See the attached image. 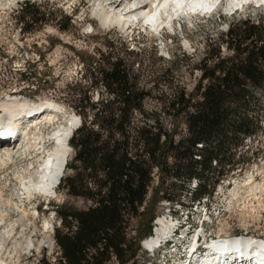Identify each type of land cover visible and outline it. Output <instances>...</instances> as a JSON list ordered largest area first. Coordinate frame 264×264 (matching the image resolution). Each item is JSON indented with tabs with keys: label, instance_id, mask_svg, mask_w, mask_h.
I'll list each match as a JSON object with an SVG mask.
<instances>
[{
	"label": "trees",
	"instance_id": "1",
	"mask_svg": "<svg viewBox=\"0 0 264 264\" xmlns=\"http://www.w3.org/2000/svg\"><path fill=\"white\" fill-rule=\"evenodd\" d=\"M27 7L22 5L17 15L25 34L43 23H53L60 31L72 26V18L63 13ZM263 16L230 23L219 42L208 43L196 67L201 77L195 94L181 89L177 95H162L154 110L147 103L156 98L142 85L133 64L113 61L112 51L81 57L84 74L70 85L69 96L82 124L69 142L75 152L67 164L72 173L61 185L92 206L58 209V256L52 259L43 251L35 264H110L114 259L130 264L141 250V239L128 238L131 221L145 215L148 221L155 218L152 205L157 200L149 203L148 196L156 170L162 186L184 183L195 203L212 197L225 178L244 170L236 162L237 149L263 130L256 112L264 93ZM33 68L27 79L41 81L42 74ZM99 87L106 96L96 100L91 90ZM167 116L177 129L184 119L186 135L178 139V130L168 132ZM158 199L182 202L167 190ZM151 235L152 227L144 238Z\"/></svg>",
	"mask_w": 264,
	"mask_h": 264
},
{
	"label": "rangeland",
	"instance_id": "2",
	"mask_svg": "<svg viewBox=\"0 0 264 264\" xmlns=\"http://www.w3.org/2000/svg\"><path fill=\"white\" fill-rule=\"evenodd\" d=\"M136 1L0 0V100L12 96L30 105L45 104L48 107L52 104L59 107L60 115L54 120L55 125L49 123L38 129L46 135L52 134L56 127L65 125L76 116L71 106L69 87L84 74L81 57L98 51H112L113 61L123 59L138 70L142 85L151 90L156 98L147 103V108L154 110L158 108L157 99L162 95H177L181 89L195 94L201 77V72L196 67L205 57L208 43L219 42L230 23L236 19L249 16L255 18L264 14L262 0H255L254 3L245 0L243 6H236L235 2L233 9L229 6L230 0H224L215 14L186 16L178 12L174 14V22L160 30L152 24L146 25L137 20L126 22L125 27L108 22L112 8H117L116 11L119 12ZM22 5H28V10L41 13H63L72 18V26L67 31H60L53 23H43L36 31L25 34L17 21ZM101 6L104 9L103 19L96 16L94 11ZM131 52L134 54H130ZM172 59H175V63ZM31 65H34V71L42 74L41 81L27 79H30ZM23 76L26 77L24 80ZM45 81L48 83H44ZM91 92L96 100L100 96H106V90L102 87ZM258 100L260 105L256 112L260 114L263 130L237 149L236 162L244 170L225 178L212 197L195 203L192 195L184 191V183H175L174 186L167 183L162 186V175L158 170L155 171L148 196L149 203L157 200L152 205L155 218L148 221L149 215H145L131 221L128 238L134 242L141 239V250L130 264H165L162 249L152 252L142 245L150 227L152 236L154 235L155 223L159 218L168 221L172 219L174 224L179 225L193 224L192 233L202 230L212 237L244 236L247 233L251 238H264V191H251L255 185L264 187V93ZM164 125L168 132L178 130V139L187 133L184 119L178 129L170 116L164 117ZM74 155L72 149L68 163L72 162ZM27 166L28 162L25 160L13 165L7 176L10 181L8 184L5 183V177L0 175V190L6 198L13 201L14 206L24 207L31 214L32 209L39 207V214L36 215V220H33V216L25 220L20 211L4 207L10 221L0 222V264H35L36 258L43 251L52 259L55 258L58 256V248L54 233L61 223L58 209L71 207L88 210L92 206L91 202L83 198L69 195L61 184L56 195L51 197L37 194L35 198L26 200L20 193L21 197L19 183L14 175ZM1 168L0 165V170ZM71 173L67 168L64 178ZM193 188L194 185L191 186ZM165 190L172 198L181 197L182 202L173 204L168 200L158 199ZM14 224V232L6 233L11 229L9 226ZM170 256L175 259L173 254ZM235 258L237 262L236 255ZM110 264L119 263L114 259Z\"/></svg>",
	"mask_w": 264,
	"mask_h": 264
},
{
	"label": "bare ground",
	"instance_id": "3",
	"mask_svg": "<svg viewBox=\"0 0 264 264\" xmlns=\"http://www.w3.org/2000/svg\"><path fill=\"white\" fill-rule=\"evenodd\" d=\"M222 1L224 0H137L134 4L129 3L126 5L119 12L116 11L117 8L111 7L113 11L107 20L111 24L122 25L123 27H125L126 22L137 20L139 23L146 25L152 24L157 30H160L169 27L174 22V14L178 12H182L186 16L205 13L215 8L218 9ZM243 1L245 0H230L229 6L234 7L235 2H237L236 6L242 5ZM246 1L248 3L255 2V0ZM94 11L96 16L103 19L104 9L102 6ZM24 112L27 115L32 114L31 118L28 119L29 122H33L31 130L24 122L27 116L24 115ZM59 115V107L52 104L48 107L45 104L30 105L12 96L0 100V125H6L8 131H13L14 137L18 139L15 146H12L11 141L0 145V165L2 166L0 175L5 177V183L8 184L10 181L7 176H9L12 166L23 160L28 162L27 167H23L14 175L19 183V194L22 193L23 198L26 200L35 198L37 194L43 197L56 195L58 187L65 176L70 151L72 150L69 142L80 126V118L73 116L65 125L62 124L56 127L52 134L46 135L41 129L38 130L43 124L53 123L55 125L54 120ZM5 116L6 118H4ZM1 133L4 132H0V139L5 141L6 139L1 136ZM257 190L260 193L264 191V187L255 185L251 189L252 193H256ZM4 207L20 211L25 220L29 216H33V220H36V215L39 214L36 207L32 209L33 214H31L24 207L14 206L13 201L6 198L3 191L0 190V222L10 221L8 215L5 214ZM177 226V223L174 224L172 220L159 218L154 235L148 237L143 246L150 249L149 251H155L164 246L174 236ZM9 228H11L10 231L6 233L11 234L14 232L15 224L10 225ZM201 235L203 236L204 232L202 234V231H198L195 234L192 242V255L197 246V237ZM208 244L212 250L202 258L200 264H264V240L262 239L244 236H237L234 239L223 237L218 240L214 239L211 244ZM235 255L239 262L238 259L235 262Z\"/></svg>",
	"mask_w": 264,
	"mask_h": 264
},
{
	"label": "water",
	"instance_id": "4",
	"mask_svg": "<svg viewBox=\"0 0 264 264\" xmlns=\"http://www.w3.org/2000/svg\"><path fill=\"white\" fill-rule=\"evenodd\" d=\"M79 118H80V117H79ZM81 124H82V120H81V118H80V124H79V125L81 126ZM142 245H143V244H142Z\"/></svg>",
	"mask_w": 264,
	"mask_h": 264
},
{
	"label": "snow or ice",
	"instance_id": "5",
	"mask_svg": "<svg viewBox=\"0 0 264 264\" xmlns=\"http://www.w3.org/2000/svg\"><path fill=\"white\" fill-rule=\"evenodd\" d=\"M262 2H264V0H262ZM49 31H51V29H49Z\"/></svg>",
	"mask_w": 264,
	"mask_h": 264
}]
</instances>
